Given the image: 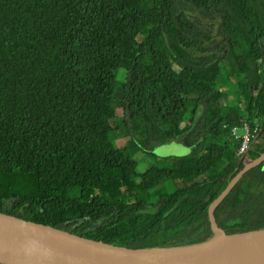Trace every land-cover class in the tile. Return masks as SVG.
Listing matches in <instances>:
<instances>
[{
  "label": "trees",
  "instance_id": "trees-1",
  "mask_svg": "<svg viewBox=\"0 0 264 264\" xmlns=\"http://www.w3.org/2000/svg\"><path fill=\"white\" fill-rule=\"evenodd\" d=\"M172 142L191 152L155 154ZM263 153L264 0H0L1 213L132 249L199 243ZM263 168L215 210L230 234L264 229Z\"/></svg>",
  "mask_w": 264,
  "mask_h": 264
},
{
  "label": "water",
  "instance_id": "water-1",
  "mask_svg": "<svg viewBox=\"0 0 264 264\" xmlns=\"http://www.w3.org/2000/svg\"><path fill=\"white\" fill-rule=\"evenodd\" d=\"M264 153L248 163L209 205L213 237L194 244L132 249L84 238L0 212V264H264V229L230 234L215 210Z\"/></svg>",
  "mask_w": 264,
  "mask_h": 264
},
{
  "label": "rangeland",
  "instance_id": "rangeland-1",
  "mask_svg": "<svg viewBox=\"0 0 264 264\" xmlns=\"http://www.w3.org/2000/svg\"><path fill=\"white\" fill-rule=\"evenodd\" d=\"M164 19L169 21L170 16L165 14ZM238 134L244 135L245 132L243 130L239 129ZM126 141H127V139H121V140L117 141V144L119 146H123ZM190 152H191V150L189 148H187L186 146L179 144L177 142H172V143H169L166 145L159 146L155 150V154L157 156H159L160 158H165V157H169V156H185V155H188ZM133 158L137 162H139L142 166L159 165L160 164V161H159L160 159L157 160L154 157L145 154V152H143V151H136ZM174 188L175 187L172 184H170V185H168L167 191L171 193L174 191Z\"/></svg>",
  "mask_w": 264,
  "mask_h": 264
},
{
  "label": "built area",
  "instance_id": "built-area-1",
  "mask_svg": "<svg viewBox=\"0 0 264 264\" xmlns=\"http://www.w3.org/2000/svg\"><path fill=\"white\" fill-rule=\"evenodd\" d=\"M239 129L245 132L244 135H239ZM258 134V128L252 129L248 124H243L242 126H235L231 130V135L236 141L241 142V146L238 150V155L245 156L248 154L253 140L256 138Z\"/></svg>",
  "mask_w": 264,
  "mask_h": 264
},
{
  "label": "flooded vegetation",
  "instance_id": "flooded-vegetation-1",
  "mask_svg": "<svg viewBox=\"0 0 264 264\" xmlns=\"http://www.w3.org/2000/svg\"><path fill=\"white\" fill-rule=\"evenodd\" d=\"M264 163V162H263ZM259 166V165H258ZM264 169V168H263Z\"/></svg>",
  "mask_w": 264,
  "mask_h": 264
}]
</instances>
